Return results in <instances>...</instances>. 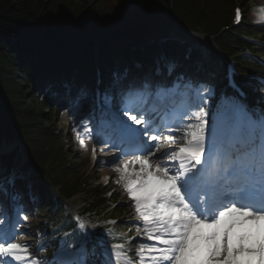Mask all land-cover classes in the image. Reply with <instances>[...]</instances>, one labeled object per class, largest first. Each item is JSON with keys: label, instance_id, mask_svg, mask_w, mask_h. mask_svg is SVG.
I'll return each instance as SVG.
<instances>
[{"label": "snow or ice", "instance_id": "6c2138e0", "mask_svg": "<svg viewBox=\"0 0 264 264\" xmlns=\"http://www.w3.org/2000/svg\"><path fill=\"white\" fill-rule=\"evenodd\" d=\"M172 71L157 77L112 70L106 80L98 75L96 87L78 89L71 106L73 116L83 118L84 105H94L97 132L75 126L73 131L95 140L94 160L96 145L113 156L102 163L117 174L114 183L142 222L137 230L152 242L139 243L138 264H264V111L225 96L232 102L230 115L220 106L210 120L206 105L212 89L173 78ZM231 87L246 96L234 81ZM80 143L84 146L83 138ZM4 151L7 146L0 145ZM6 179L0 174V193L7 192ZM19 199L12 195L14 202ZM27 220L19 203L11 213L0 211V264H33L30 245L15 242L25 234L19 229ZM79 228L83 232L86 226ZM86 240L84 233L77 264H84ZM124 249V243L105 246L110 264H118ZM113 250H120L114 258Z\"/></svg>", "mask_w": 264, "mask_h": 264}, {"label": "trees", "instance_id": "16d2710c", "mask_svg": "<svg viewBox=\"0 0 264 264\" xmlns=\"http://www.w3.org/2000/svg\"><path fill=\"white\" fill-rule=\"evenodd\" d=\"M171 1L0 0V144L17 130L33 147L32 165L38 175L33 180L17 181L16 192L40 235L47 238L70 227L64 207L57 205L53 196L55 185H60L65 195L81 196V213L91 219L110 206L103 184L79 168L76 153L65 152L55 119L62 118L60 108L76 102L78 89L91 90L95 85L94 39L102 44L105 80L110 71H124L125 67L134 75L156 76L155 66L163 68L167 62H176L178 74L182 72L195 82L203 80L217 95L230 93L221 53L234 55L249 49L264 56V47L230 33L220 35L221 28L231 22L237 0H173V5ZM238 1L246 10L239 35L264 40V11L253 13L254 0ZM81 20L88 23L79 27L65 23ZM193 32L213 37L221 53L185 40ZM155 36L165 38V42L158 45ZM133 61L143 62V68L135 70ZM238 69L244 75L238 82L250 94L251 104L264 106V86L247 78L251 74L264 76V65L243 58ZM10 168L11 162L0 161V174H7ZM30 185L37 197L35 209L28 197ZM124 211L117 209V216H123ZM42 219H49V223L43 225ZM128 229L120 224L117 232L122 239ZM108 242L113 245L118 241L110 238ZM136 242L125 244L133 264L138 263ZM45 247L52 249L54 241ZM98 255L96 264H101L105 259L94 253L95 258Z\"/></svg>", "mask_w": 264, "mask_h": 264}, {"label": "rangeland", "instance_id": "374dc122", "mask_svg": "<svg viewBox=\"0 0 264 264\" xmlns=\"http://www.w3.org/2000/svg\"><path fill=\"white\" fill-rule=\"evenodd\" d=\"M189 40L191 41H200L203 44L206 45H212V40L208 37H206L203 34L200 33H193L191 35H189L188 37ZM202 95L204 93H201ZM208 95L210 96L211 94L208 93ZM209 103V101H208ZM207 103V104H208ZM93 110L88 111V113H85V116L83 118L80 117H74L73 113L71 111V108H66V109H62L60 114L62 116V118L58 120V125H59V129H65L66 131H71L73 132V142H75V147H77L79 149V162L81 163V167L85 170V171H91L94 174L100 175L102 180H107L110 177H113L116 179L117 174L113 171V169L111 167L105 166L102 162H107V161H111L113 159V156L111 154L108 153V150H104L103 152L100 151L99 147H97V152L96 155H100L102 156V161L100 163H98L97 167H95L94 169H92V165H91V159L93 157V153H92V149L90 150V146L92 145L91 143V139L89 138V133H86L84 131H80L79 134L76 131H73L74 126L77 129H82L83 127H88V128H92L94 131V125L92 121V113ZM77 119H80L81 122L77 123ZM93 134V133H92ZM83 138L85 141L84 146L81 145L80 143V139ZM156 143V142H153ZM71 144V143H70ZM8 147H11L12 145H15V143H9V144H4ZM31 149V147H28V150ZM168 148L165 147L162 149V152L167 151ZM3 154H5L4 152H2ZM157 155H161V153H158ZM27 159V158H26ZM32 177L35 176V173L31 174ZM69 205L70 206H78L81 205V201H80V197L77 196L75 198H72V200L69 201ZM132 204L128 203L125 205V207L128 208H133L131 207ZM0 211H2V209H0ZM126 218H128V216H126ZM136 221H138L136 219ZM30 222L31 221H26L22 223L21 228L19 229L20 232L25 233L24 235L18 236L15 240V242L20 243V244H27L30 245V248L35 246V244L37 243V238L35 237V231L33 228H31L30 226ZM139 222V221H138Z\"/></svg>", "mask_w": 264, "mask_h": 264}, {"label": "bare ground", "instance_id": "6f19581e", "mask_svg": "<svg viewBox=\"0 0 264 264\" xmlns=\"http://www.w3.org/2000/svg\"><path fill=\"white\" fill-rule=\"evenodd\" d=\"M11 149H13V147H7V151H10ZM7 151H4V152H7Z\"/></svg>", "mask_w": 264, "mask_h": 264}]
</instances>
